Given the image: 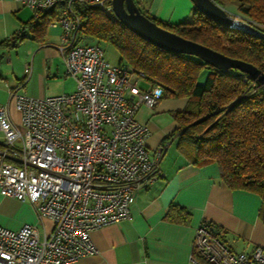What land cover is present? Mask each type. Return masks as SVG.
<instances>
[{"label": "built area", "instance_id": "1", "mask_svg": "<svg viewBox=\"0 0 264 264\" xmlns=\"http://www.w3.org/2000/svg\"><path fill=\"white\" fill-rule=\"evenodd\" d=\"M15 1L35 15L65 5L57 21L60 51L75 90L45 98L14 94L19 126L0 105V194L28 202L38 217L17 231L0 227V264H73L95 253L93 230L130 219L138 191L163 177L162 149L147 148L148 130L135 116L165 94L143 71L110 65L98 44L79 41L73 6H95L114 19L112 0ZM44 219L52 229L40 239ZM194 252L207 264H264L262 248L235 253L200 226L191 252L199 264Z\"/></svg>", "mask_w": 264, "mask_h": 264}, {"label": "crops", "instance_id": "2", "mask_svg": "<svg viewBox=\"0 0 264 264\" xmlns=\"http://www.w3.org/2000/svg\"><path fill=\"white\" fill-rule=\"evenodd\" d=\"M139 5L148 16L171 25L191 21L194 12L190 0H144ZM222 8L242 19L235 4ZM35 20V13L15 0H0V43L24 30V39L15 48L0 47V105L16 126L20 124V114L14 94L45 98L75 90L60 51L62 29L58 20L49 22L40 39L34 38L31 29L23 28ZM186 106V98L164 96L155 106L138 110L135 120L149 133L147 148L153 152L162 149L159 168L163 177L138 191L130 219L93 230L90 239L95 253L73 264H196L191 261V252L195 231L204 220L223 230V240L233 252L250 254L256 247L264 250L259 196L230 189L214 163L200 167L191 164L177 148V135L170 137L178 129L175 115ZM3 149L4 136L0 132V151ZM7 161L18 162L10 157ZM171 205L187 209L190 220L170 221L167 212ZM37 223L31 204L0 194V227L17 231ZM42 224L40 239L52 229L50 220L44 219Z\"/></svg>", "mask_w": 264, "mask_h": 264}, {"label": "trees", "instance_id": "3", "mask_svg": "<svg viewBox=\"0 0 264 264\" xmlns=\"http://www.w3.org/2000/svg\"><path fill=\"white\" fill-rule=\"evenodd\" d=\"M212 1L219 7L235 4L242 19L264 33V0ZM64 6L59 3L49 12L37 13V20L23 28L31 29L34 38H42L49 22L60 18ZM73 9L79 41L84 37L95 41L89 44L112 45L120 55L119 64L143 71L152 86L163 89L164 96L187 99L185 110L175 115L178 129L170 136L177 135L178 150L195 166L216 164L230 189L258 195L264 224V88L245 74L224 73L193 56L165 52L134 35L116 18H107L98 7L75 4ZM140 11L161 28L264 72V40L219 26L196 9L191 21L176 25ZM22 32L1 42L0 47L15 48L24 39ZM203 71L206 80L198 84ZM190 217L187 209L176 205L167 212V218L175 223H187ZM199 226L225 244L220 227L206 220ZM192 256L199 264H207L197 253Z\"/></svg>", "mask_w": 264, "mask_h": 264}, {"label": "water", "instance_id": "4", "mask_svg": "<svg viewBox=\"0 0 264 264\" xmlns=\"http://www.w3.org/2000/svg\"><path fill=\"white\" fill-rule=\"evenodd\" d=\"M204 17L225 28L239 30L253 38L264 40V33L242 19L229 15L212 0H190ZM115 18L143 41L169 53L193 56L216 70L229 74H245L264 88V72L252 64L231 59L196 42L161 28L143 15L134 0H112Z\"/></svg>", "mask_w": 264, "mask_h": 264}, {"label": "rangeland", "instance_id": "5", "mask_svg": "<svg viewBox=\"0 0 264 264\" xmlns=\"http://www.w3.org/2000/svg\"><path fill=\"white\" fill-rule=\"evenodd\" d=\"M87 39L91 40L90 38H87ZM87 39L83 37L82 41H80L81 44H84V45L89 44V40ZM98 45L100 49L102 50L103 57L107 63H109L110 65H118L120 63V55L118 51L112 45L105 43V42H99ZM206 77H207V72L203 71V73L200 75L198 79V84H203L206 80Z\"/></svg>", "mask_w": 264, "mask_h": 264}, {"label": "clouds", "instance_id": "6", "mask_svg": "<svg viewBox=\"0 0 264 264\" xmlns=\"http://www.w3.org/2000/svg\"><path fill=\"white\" fill-rule=\"evenodd\" d=\"M138 6V5H137Z\"/></svg>", "mask_w": 264, "mask_h": 264}]
</instances>
